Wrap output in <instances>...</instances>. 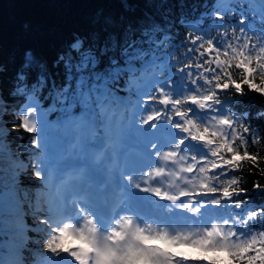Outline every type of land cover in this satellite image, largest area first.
Returning <instances> with one entry per match:
<instances>
[{
    "label": "snow or ice",
    "instance_id": "1",
    "mask_svg": "<svg viewBox=\"0 0 264 264\" xmlns=\"http://www.w3.org/2000/svg\"><path fill=\"white\" fill-rule=\"evenodd\" d=\"M255 3L259 13L253 0H237L232 17L219 10L202 14L211 23L170 43L165 78L153 74L131 102L122 93L162 58L159 48L171 34V25L151 12L119 22L107 18L74 35L53 63L63 68L62 83L54 78L58 73L45 75L46 64L33 51L21 53V70L8 93L12 103L19 101L16 111L0 98V119L18 116L21 123L13 127L35 134L28 138L33 151L17 157L7 205L21 249L33 231L43 237L49 264H264V204L256 205L264 184L253 181L249 194L241 187L243 176L229 175L247 162L264 177V157L248 150L264 141L262 129L233 107L247 92L264 100V0ZM126 9L134 13V6ZM33 67L41 73L30 83L26 70ZM49 126L63 130L66 156L90 161L124 195L101 191L106 180L92 189L87 164L58 170L48 147ZM129 139L139 145L135 156L123 150ZM92 141L103 146L96 149ZM114 159L121 163L110 173ZM29 168L31 176L24 171ZM53 176L59 195L45 204L29 189L47 187ZM33 178L40 183L25 184ZM4 212L0 191V234ZM181 247L199 254L173 250Z\"/></svg>",
    "mask_w": 264,
    "mask_h": 264
},
{
    "label": "trees",
    "instance_id": "2",
    "mask_svg": "<svg viewBox=\"0 0 264 264\" xmlns=\"http://www.w3.org/2000/svg\"><path fill=\"white\" fill-rule=\"evenodd\" d=\"M214 3L215 8H213ZM236 3L237 0H0V98L7 102L11 112L16 111L19 101L12 103L13 98L8 93L15 83V75L21 70V53L25 49L33 51L38 60L46 64L45 75L58 73L54 78L58 83H62L63 68L62 66L54 68L53 63L74 35L93 31L107 18L119 22L121 17L133 14L139 16L142 13L151 12L157 19H163L165 23L171 25V34L159 48L162 58L157 60L156 65L148 71H140L135 77L136 84L122 93L127 99L135 101L137 87H143L145 81L150 80L153 74L159 79L165 78L168 69L165 67L163 57L167 55L170 43L173 41L179 43L181 36L189 29L209 25L211 21L202 14L219 10L232 17L233 11L229 9H233ZM127 5L134 6V13L127 11ZM252 6L255 8V13H259L260 8L255 0ZM239 16L240 12H235V17L239 18ZM181 21H186V23L181 26ZM26 71L30 83L34 82L41 73L38 67ZM40 107H45L42 99H40ZM233 107L239 113H246L251 124L260 126L262 129L260 134L264 136V118H257V113L264 111V100L254 93L247 92L246 96L237 98ZM46 118L49 121L54 119L51 115ZM36 120L39 127L41 121L39 111L36 114ZM0 123L3 124V129L0 130V139L3 141V148L0 149V191L13 196L12 179L16 174L17 165L21 163L17 157H26L33 151L28 138L35 134L23 128H14L13 125H18L21 121L18 116L12 114H6L0 119ZM58 130L54 126L46 129L52 161L53 153L59 146L55 137L64 136V132L59 130L58 133ZM248 150L259 152L260 156L264 157V141L255 147L250 146ZM41 155L43 156L44 153L42 152ZM73 158L81 159L80 157ZM259 167L264 168V159L259 161ZM250 170L255 174L249 175ZM24 171L27 175H32V169ZM229 175L243 176L241 187L247 188L249 194L252 193L253 181L264 184V177L256 169L251 168V164L247 162L242 165L241 172H230ZM33 183L40 182L35 178L32 181L25 180V184ZM55 184L56 181L53 178L47 187L30 188L29 191L36 193L46 204L49 199L54 200L50 191L55 188ZM4 203L5 230L3 234H0V261H3V264H17L23 256L25 264H34L36 261L42 264V259L51 255L44 249L42 235L29 231L27 242L21 249L19 237H14L12 234L16 217L10 213L8 203ZM260 204H264V196L256 200V205ZM25 219L29 225L33 223L31 216ZM190 252L195 255L199 254L197 250Z\"/></svg>",
    "mask_w": 264,
    "mask_h": 264
},
{
    "label": "rangeland",
    "instance_id": "3",
    "mask_svg": "<svg viewBox=\"0 0 264 264\" xmlns=\"http://www.w3.org/2000/svg\"><path fill=\"white\" fill-rule=\"evenodd\" d=\"M130 142H133V144L134 145H138L133 139H131V140H128L127 141V143L123 146V150H124V148H125V146L127 145V144H129ZM139 146V145H138ZM67 147H68V143H67V145H64L63 146V148L59 151V153H58V151L56 152V154H54V156H56V159H58L60 156H63V153L65 152V151H67ZM57 150V149H56ZM73 166V167H79L78 166V164H71V163H69V164H56L55 166L58 168V170H60V171H64L65 169H67L69 166ZM114 170L113 169H109V172L111 173V172H113ZM53 178H55V176H53ZM90 179V178H89ZM57 183V182H56ZM57 186H58V189H55V190H53L52 191V195H53V198L54 199H56V197L59 195V185H58V183H57ZM13 198V196L12 195H10V194H8V195H6V194H4V202H6V203H9V200L10 199H12ZM174 251H179V252H184L185 254H188V255H195L194 253H192V252H190L191 250H194V249H191V248H185V247H181V248H179V249H173Z\"/></svg>",
    "mask_w": 264,
    "mask_h": 264
}]
</instances>
